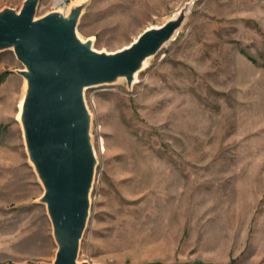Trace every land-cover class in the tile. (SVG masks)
Here are the masks:
<instances>
[{"label": "rangeland", "instance_id": "rangeland-1", "mask_svg": "<svg viewBox=\"0 0 264 264\" xmlns=\"http://www.w3.org/2000/svg\"><path fill=\"white\" fill-rule=\"evenodd\" d=\"M26 0H0L20 12ZM40 0L37 17L58 8ZM86 1L77 30L108 53L184 10L132 87L88 88L98 157L79 262L264 264V0ZM24 65L0 51V264L58 245L21 123Z\"/></svg>", "mask_w": 264, "mask_h": 264}, {"label": "water", "instance_id": "water-1", "mask_svg": "<svg viewBox=\"0 0 264 264\" xmlns=\"http://www.w3.org/2000/svg\"><path fill=\"white\" fill-rule=\"evenodd\" d=\"M39 3L26 0L20 12L0 11V51L13 50L24 65L16 71L26 81L20 123L29 160L44 187L39 202L47 206L58 245L54 264H89L79 262V254L98 157L85 91L121 79L132 87L144 62L175 39L186 17L182 10L108 53L79 35L86 1L37 17Z\"/></svg>", "mask_w": 264, "mask_h": 264}, {"label": "built area", "instance_id": "built-area-1", "mask_svg": "<svg viewBox=\"0 0 264 264\" xmlns=\"http://www.w3.org/2000/svg\"><path fill=\"white\" fill-rule=\"evenodd\" d=\"M71 4H68V0H54L53 1V7L55 8H62V9H68Z\"/></svg>", "mask_w": 264, "mask_h": 264}, {"label": "bare ground", "instance_id": "bare-ground-1", "mask_svg": "<svg viewBox=\"0 0 264 264\" xmlns=\"http://www.w3.org/2000/svg\"><path fill=\"white\" fill-rule=\"evenodd\" d=\"M68 4H71V0H68ZM149 63V60H146L145 62H144V64H143V69L145 68H147L148 67V64ZM137 80H138V76H137V74L135 75V82L134 83H136L137 82ZM20 109H19V116H18V120H19V122H20V119H21V111H22V103L20 104V107H19Z\"/></svg>", "mask_w": 264, "mask_h": 264}]
</instances>
